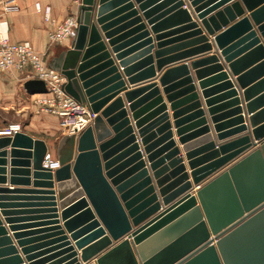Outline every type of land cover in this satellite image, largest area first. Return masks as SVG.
Listing matches in <instances>:
<instances>
[{
    "label": "water",
    "instance_id": "1",
    "mask_svg": "<svg viewBox=\"0 0 264 264\" xmlns=\"http://www.w3.org/2000/svg\"><path fill=\"white\" fill-rule=\"evenodd\" d=\"M77 22L49 67L94 117L53 171L0 135V264H264V0H82Z\"/></svg>",
    "mask_w": 264,
    "mask_h": 264
},
{
    "label": "crops",
    "instance_id": "2",
    "mask_svg": "<svg viewBox=\"0 0 264 264\" xmlns=\"http://www.w3.org/2000/svg\"><path fill=\"white\" fill-rule=\"evenodd\" d=\"M35 2H39L42 8L46 6L50 7L51 17L56 21H61L72 13H77V9L72 7L70 0H13L11 2V10L4 17L7 22V36L10 41L30 42L39 54L45 56L49 65L53 58L70 47L71 42L65 41L61 44H49L48 32L51 25L44 21L43 13L35 11ZM212 7L210 6L207 10L210 11ZM154 34L152 35L153 38ZM207 37L210 41L212 40V36L207 35ZM157 43L158 41L154 39L153 51L156 50ZM169 45L172 46L174 44ZM213 51L212 49L211 52ZM211 52L199 56L211 55ZM196 57L198 56L189 58L187 60L188 63ZM25 73V71L21 72L14 68L0 72V119H14V121H10L7 125L19 124L21 131L33 138L43 140L46 143L47 151L55 154L53 147H55L59 138L63 135L58 125V120L41 109L37 101L40 98L38 94H31L25 89L24 84L30 81L25 77ZM191 73L193 75V70H191ZM159 75L157 72L156 77L153 79L158 84ZM127 88L129 90L134 88V86L127 85ZM123 93L121 92L120 95ZM167 105L169 104L167 103ZM168 113L171 116L170 110H168ZM0 123L1 125H5L6 121L3 120ZM172 131L174 134L173 139L180 149V155L184 159L183 163L186 166L187 172H189L184 152L181 150V145L177 142L178 138L175 135V129L172 128ZM6 149L9 151L10 148L7 147ZM0 187L12 188L14 186H11L7 179V183L0 185Z\"/></svg>",
    "mask_w": 264,
    "mask_h": 264
},
{
    "label": "built area",
    "instance_id": "3",
    "mask_svg": "<svg viewBox=\"0 0 264 264\" xmlns=\"http://www.w3.org/2000/svg\"><path fill=\"white\" fill-rule=\"evenodd\" d=\"M13 0H0V72L9 69L25 71L29 80H40L44 83L46 92L38 94L37 99L41 109L58 120L61 133L76 134L92 122L93 114L86 106L69 96L63 89L65 78L59 71L49 67L44 55L39 54L28 41L12 42L7 36V22L5 15L11 10ZM82 0H70L76 9ZM34 9L43 13V19L51 25L48 32L49 44H61L75 38L78 27L77 13H72L61 21L51 17V8L41 7L39 2L34 3ZM21 131L19 124H10L0 130V135H13ZM43 165L52 171L59 167L53 152L47 151Z\"/></svg>",
    "mask_w": 264,
    "mask_h": 264
},
{
    "label": "rangeland",
    "instance_id": "4",
    "mask_svg": "<svg viewBox=\"0 0 264 264\" xmlns=\"http://www.w3.org/2000/svg\"><path fill=\"white\" fill-rule=\"evenodd\" d=\"M3 120L6 121V124L5 125H1V123H0V128H2V129L6 128L8 126L7 124H9L10 121H14V119L9 118V119H0V122L3 121ZM55 147H56V145H55ZM55 147H53L54 148L53 151H55Z\"/></svg>",
    "mask_w": 264,
    "mask_h": 264
}]
</instances>
